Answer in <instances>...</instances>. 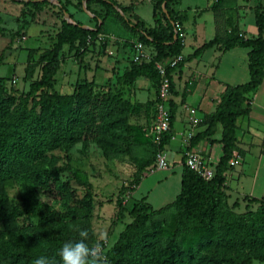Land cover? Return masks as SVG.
Masks as SVG:
<instances>
[{
	"label": "trees",
	"instance_id": "obj_1",
	"mask_svg": "<svg viewBox=\"0 0 264 264\" xmlns=\"http://www.w3.org/2000/svg\"><path fill=\"white\" fill-rule=\"evenodd\" d=\"M32 9L54 8L59 20L50 46L42 51L35 64L40 65L39 76L28 85V90L21 95L6 94L0 86V185L10 186L17 178L30 179L34 166L49 151L67 147L80 132L108 131L124 125L123 114L127 103L115 92L107 90L93 93L82 87H76L69 94L54 91L53 76L58 70L60 52L64 46L74 47L93 40L101 32L103 21L94 12L87 10L91 2L114 11L115 4L109 0H85V7L95 21L93 28L85 29L73 21L67 23L62 17L66 8L60 0L54 6L46 0H12ZM81 0H77L80 3ZM172 0H155L151 9L153 26L149 27L142 20L131 23L123 8L117 17L126 27L134 32L135 38L147 48L152 56L150 61L134 64L129 60V67L121 78L130 84L137 77H142L158 85V75L154 68L156 62L170 59L180 52V42L173 34V24L180 21L178 14H173ZM105 11V13H106ZM104 13V14H105ZM107 14V13H106ZM105 14V15H106ZM68 17L71 19V15ZM257 36L243 39L230 29L224 40L213 38L197 48L191 57L202 50L221 42L223 49L234 47L247 49L248 81L226 88L219 98L214 112L207 119L203 132L189 140L195 144L202 138L212 135L214 127L219 124L221 156L213 167V177L204 180L193 173L181 162L179 192L173 201L152 210L139 199L130 205L131 220L118 234L116 241L105 253L108 264H251L257 261L264 264V200L244 198L247 203H257L254 210L233 213L236 203L228 206L226 196L220 190L223 172L232 156L235 143V119L245 113L249 96L260 83L264 68V11L255 10L253 15ZM31 51L27 52V59ZM182 60L174 68H166L169 75L179 69ZM33 65H28L27 77L30 78ZM169 82H170V78ZM157 91V90H156ZM185 94L190 91L186 90ZM172 85L170 83V93ZM248 96V97H247ZM248 98V99H247ZM242 105L244 108H241ZM168 109L172 114L173 104L169 101ZM172 116L169 118V130L157 145H153L151 158L154 161L156 151L163 149L170 137ZM101 142L102 140L99 139ZM110 149V148H107ZM121 152L119 148L112 150ZM163 152V151H162ZM60 168L53 167L42 171L38 185L53 190L61 199L70 200L71 191L58 180ZM136 171L128 185L120 188L118 195L130 193L140 181ZM116 206L123 210L122 201L117 198ZM91 195L87 192L78 202V206L65 213L50 210L41 205L34 190H27L20 198V205L8 207L6 198L0 194V218L17 219L24 217L37 220L32 234L10 232L6 237L0 234V264H33V261L46 256L55 264H60L58 255L63 243L68 241L69 231L64 223L68 217L85 218L91 211ZM170 210L174 228L192 235L194 245L181 247L167 243L156 248L155 242L161 230L160 216ZM147 230L142 232L144 225ZM188 238V239H189Z\"/></svg>",
	"mask_w": 264,
	"mask_h": 264
},
{
	"label": "rangeland",
	"instance_id": "obj_2",
	"mask_svg": "<svg viewBox=\"0 0 264 264\" xmlns=\"http://www.w3.org/2000/svg\"><path fill=\"white\" fill-rule=\"evenodd\" d=\"M46 1L57 5V0ZM60 1L66 8V13L62 16L65 20L74 21L68 17L71 13V17L73 15L86 27L93 28L95 21L89 16L88 11L94 12L103 21L99 33L101 36L104 35L102 33H106L124 39L131 37L134 32L123 25L117 17L116 13L119 16L122 14L119 8L124 9L125 13L122 15L131 23L142 19L150 24L151 9L155 2V0H109L115 4L114 14L112 10L106 11L105 7L93 2L87 5V11L85 0H81L80 3H77V0ZM244 1L249 2L254 11H264V0ZM196 2L204 3L203 0H172L170 8L174 15L178 14L174 9L182 11L186 8L189 9L187 10L189 14ZM53 10L54 8L46 7L35 10L12 0H0V86L4 88L6 94L14 96L24 94L29 83L38 78L40 65L33 64L39 54L50 46L60 26ZM182 19L183 15L180 20ZM145 25L152 27L153 23ZM244 25L246 37L255 35L250 15L245 19ZM126 44L129 45L125 42L122 47ZM117 46L119 48L118 41L104 36L74 47L64 46L60 52V62L53 85L59 94H69L76 87L93 93L107 90L117 93L127 103L123 114L124 125L107 133L96 129L80 132L67 147L53 149L37 161L30 179L19 177L10 186L0 185V194L5 196L8 207L19 206L21 196L31 189L36 192L41 205L59 213L76 208L83 195L88 192L92 200L90 213L85 218L68 217L64 220L69 231L68 240L79 239V231L87 229L89 239L86 243L91 246L101 232H106L108 243L104 247V253L110 249L118 234L130 222L131 202L143 199V203L149 209L155 210L173 201L179 191L178 159L167 151H164L167 154L165 158L167 168L153 169L149 172L153 168L151 153L153 145L155 146L151 130L156 118L155 104L159 101L156 84L150 82L148 88V92L153 94V99L141 102L143 99L139 96L141 88L136 87L132 92L133 83L126 84L122 81L121 76L125 67H117L119 62L114 61ZM28 51H31L30 59H27ZM28 65L34 66L30 78L27 77ZM115 148H119L121 152L114 153L112 150ZM53 167L61 169L58 180L71 191L70 200L61 199L55 191L38 185L37 176H40L43 170ZM136 171L141 176L137 186L130 193L118 195L120 188L128 185ZM117 198L122 201L121 211L115 203ZM250 208L254 210L252 206ZM246 210L250 209L240 208L237 210L240 212H236L233 208L232 212L237 214ZM158 218L161 220V230L155 242L156 248L167 243L181 247L194 245L191 243L194 240L192 235L189 238L187 233L174 228L170 210ZM36 224L37 220L24 217L0 218V234L3 237L10 232L32 234ZM147 227V224L144 225L142 232H145ZM251 264L262 263L252 261Z\"/></svg>",
	"mask_w": 264,
	"mask_h": 264
},
{
	"label": "crops",
	"instance_id": "obj_3",
	"mask_svg": "<svg viewBox=\"0 0 264 264\" xmlns=\"http://www.w3.org/2000/svg\"><path fill=\"white\" fill-rule=\"evenodd\" d=\"M203 1V4L196 2L189 14L187 8L182 11L174 9V12L178 11L177 18H181L183 15V19L177 21L180 23L183 36V46L179 52L182 57V64L179 69L169 73L172 92L167 98L166 106L168 108L169 101L173 104L172 114L169 112L172 121L170 137L164 144L162 151L165 158L167 154L164 151H167L171 156L178 159L180 171L184 149L183 141L186 136L190 135L193 138L203 132L207 126L208 117L214 112L225 89L244 84L249 78L247 49L234 47L224 50L221 42H217L202 50L198 55L194 57L191 55L203 43L213 38L220 41L224 40L230 29H233L235 34L243 39L257 36L256 28L255 35L245 36L244 21L248 15L251 16L254 24V10L249 2L246 3L244 0ZM89 16L92 15L89 14ZM72 19L79 22L82 27L92 28L83 25L73 15ZM152 23L151 19L150 24H145L152 25ZM207 29H210L209 32L206 31ZM120 30L122 31V29ZM102 34L107 39L111 38L118 41L119 48L117 46L118 50L114 52V61L119 62L117 67H125L124 71L128 69L130 49L128 44L125 47L122 45L125 42L136 41L135 36L132 35L124 39L113 37L111 34ZM262 37L264 38V32H262ZM122 57L125 61H122ZM55 75L53 79L56 78ZM90 75L91 73H89ZM132 83V92L136 90V87L141 88V94H139L143 97L141 102L144 103L153 99V94L148 92L150 81L137 77ZM52 87L55 91L54 85ZM188 89L190 91L185 94L184 92H187ZM250 98L251 101H249L245 113L235 119L234 148L223 172V182L220 187L226 196L227 205L231 206L236 203V207H234L236 212H240L237 211L240 208L245 210L247 207L251 210V206L253 209L257 207V203H247L244 198L264 200V68L261 81L249 96V100ZM241 108L244 106L242 105ZM220 134L221 127L216 124L212 135L200 139L195 144H189V149L200 154L212 170L221 156ZM232 161L237 163L233 164Z\"/></svg>",
	"mask_w": 264,
	"mask_h": 264
},
{
	"label": "built area",
	"instance_id": "obj_4",
	"mask_svg": "<svg viewBox=\"0 0 264 264\" xmlns=\"http://www.w3.org/2000/svg\"><path fill=\"white\" fill-rule=\"evenodd\" d=\"M173 34L174 36L177 35L179 38L180 46H183V36L180 25L178 23L173 24ZM98 39L102 37L100 34L96 36ZM87 42L89 39L87 38ZM130 49V57L129 60L134 64H140L141 62L146 63L151 59V52L145 48V46L138 42H129L128 45ZM182 60L180 54L176 56L166 59L160 62H156L154 64V68L158 75V85H157V97L158 102L155 104V112L156 118L155 123L152 127L151 133L154 136V143L157 145L161 137L168 132L169 130V118L170 114L167 108V98L170 95V82H169V75L166 74L165 69L174 68L176 67L177 63ZM251 101V98L250 100ZM191 138L190 135L186 136L185 140L183 141L184 149L182 152V159L183 164L193 173L198 175L200 178L204 180H209L213 177L214 173L213 170L209 167V165L204 161V159L198 154L189 149V139ZM233 164H236V161H232ZM167 168V162L164 156V153L159 150L156 151L154 155V162L153 168L150 169L149 172L154 170H163Z\"/></svg>",
	"mask_w": 264,
	"mask_h": 264
},
{
	"label": "clouds",
	"instance_id": "obj_5",
	"mask_svg": "<svg viewBox=\"0 0 264 264\" xmlns=\"http://www.w3.org/2000/svg\"><path fill=\"white\" fill-rule=\"evenodd\" d=\"M88 239L89 232L83 229L79 231V239L64 242L58 253L60 264H108V258L104 253V247L108 243L107 233L101 232L91 246L86 243ZM33 264H55V261L40 256Z\"/></svg>",
	"mask_w": 264,
	"mask_h": 264
},
{
	"label": "water",
	"instance_id": "obj_6",
	"mask_svg": "<svg viewBox=\"0 0 264 264\" xmlns=\"http://www.w3.org/2000/svg\"><path fill=\"white\" fill-rule=\"evenodd\" d=\"M38 1H41V0H38ZM66 22L70 23V24H73V22H71L70 20H66ZM83 28H85V27H83ZM85 29H87V28H85Z\"/></svg>",
	"mask_w": 264,
	"mask_h": 264
}]
</instances>
